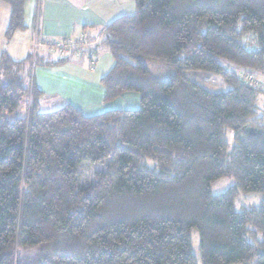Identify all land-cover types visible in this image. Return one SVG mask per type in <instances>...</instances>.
Listing matches in <instances>:
<instances>
[{"label":"trees","instance_id":"obj_1","mask_svg":"<svg viewBox=\"0 0 264 264\" xmlns=\"http://www.w3.org/2000/svg\"><path fill=\"white\" fill-rule=\"evenodd\" d=\"M25 1L0 0L6 42L26 28ZM134 2L106 29L113 62L99 82L104 102L138 94L136 109L41 110L30 68L50 62L2 49L0 264H197L193 230L201 264H264V0ZM187 71L219 75L228 89ZM22 101L24 115L10 117ZM82 162L102 167L83 182ZM223 176L235 183L213 194ZM239 192L262 199L235 210Z\"/></svg>","mask_w":264,"mask_h":264},{"label":"crops","instance_id":"obj_2","mask_svg":"<svg viewBox=\"0 0 264 264\" xmlns=\"http://www.w3.org/2000/svg\"><path fill=\"white\" fill-rule=\"evenodd\" d=\"M35 4V0L25 1L26 28L15 32L5 43L3 35L10 8L0 2V34H3L0 38V53L3 44H6L8 52L12 45L13 52L23 51L25 45L29 49L31 40L37 37V41L45 43L71 41L76 44L74 55L79 58L78 62L72 63L66 60L57 62L55 58L44 61L49 64H36L35 67L33 64L30 76L34 77L43 92L41 102L44 100L47 104L60 106L70 103L85 115H95L110 109H136L139 105L138 94L126 92L111 102H104L105 89L99 82L113 62L105 43L106 29L116 18L135 11L134 0H41L38 10H35ZM38 48L56 54L49 46ZM84 52L89 58L86 68ZM65 63L68 68L61 66Z\"/></svg>","mask_w":264,"mask_h":264},{"label":"rangeland","instance_id":"obj_3","mask_svg":"<svg viewBox=\"0 0 264 264\" xmlns=\"http://www.w3.org/2000/svg\"><path fill=\"white\" fill-rule=\"evenodd\" d=\"M0 12H1V8H0ZM3 35V34H2ZM2 35L0 34V38L2 37ZM4 36V35H3ZM38 38L35 37L33 40H31V43L29 45V49L23 46V51H17L14 53L13 52V45L10 47V51L8 52V54L12 57V59L19 61L20 59L23 58V56H27L28 54L31 55L32 60L33 59V55H36L37 57H42L43 61H49V60H55V58L57 57L56 54H54V52L48 51V50H40V48H38V46H36L35 44L38 43L39 41H37ZM5 41V40H4ZM8 42V41H7ZM6 43V41H5ZM2 45V44H1ZM35 45V46H34ZM6 44H3V49L7 48L5 47ZM252 47L250 45H248V48ZM85 57V65L84 67H88L89 66V58L86 55V53L84 52L83 54ZM95 56V55H94ZM79 58L75 57V55L73 54V52L65 58V60L68 63H72L73 61L78 62ZM93 59L95 60V57H93ZM67 63V64H68ZM100 63V62H99ZM36 66V63L34 64V67ZM62 67H66L68 68L69 66L65 64H61ZM29 67V62H27L26 66L24 67L25 70L21 71L23 77L26 80L28 79V70L27 68ZM33 67V68H34ZM149 67L151 68L152 72L157 75L160 78H164L166 76L167 73V67L160 63V62H150L149 63ZM30 68V67H29ZM247 75H251L252 78L247 77L250 82H253L256 84V82H260L255 76H258L254 73H248ZM185 77L189 80H193L195 82H197L198 84L202 85L203 87L213 90V91H224L226 89H228V85L224 82V80L216 74H211V73H206V72H201V71H187L185 72ZM264 83V81H263ZM61 104V103H60ZM258 111L259 113H263L264 114V95H261L259 100H258ZM60 107V105H55L54 103H50L47 104L44 100H42L41 102V110H52V109H56ZM26 110V103L25 101H22L20 107L18 108V110L11 114L10 117H14L15 115H19V116H23ZM227 139L229 141L230 144L235 143V139L233 137V132L231 130H227ZM102 167V164H92V163H88V162H82L81 165L78 167V176L80 178L81 181L85 182V181H89L90 178L92 177V173L93 171L100 169ZM235 180L232 176H223L217 180H215L212 184H211V192L213 194H218L222 191H224L226 188H228L230 185L234 184ZM262 199V194L260 192H251V193H242L239 192L238 195L235 197L234 199V208L235 210H240L242 208H250L253 206H257L260 201ZM191 243H192V249H193V253H195L196 256V262L197 264H201L200 259L198 258L197 255V246H198V233L196 231H191Z\"/></svg>","mask_w":264,"mask_h":264},{"label":"built area","instance_id":"obj_4","mask_svg":"<svg viewBox=\"0 0 264 264\" xmlns=\"http://www.w3.org/2000/svg\"><path fill=\"white\" fill-rule=\"evenodd\" d=\"M36 46H49L51 48H53L57 54L61 57H67L69 56L71 50L76 49V44L69 41V42H65V43H45V42H38L35 44ZM34 45V46H35ZM90 56V55H89ZM247 77L252 78L251 75H246V79L248 81H250ZM256 84H260L259 82H256ZM261 85V84H260Z\"/></svg>","mask_w":264,"mask_h":264}]
</instances>
